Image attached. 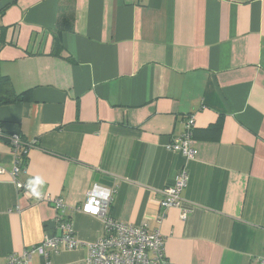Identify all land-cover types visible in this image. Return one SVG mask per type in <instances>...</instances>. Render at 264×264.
Returning <instances> with one entry per match:
<instances>
[{"label":"crops","instance_id":"1","mask_svg":"<svg viewBox=\"0 0 264 264\" xmlns=\"http://www.w3.org/2000/svg\"><path fill=\"white\" fill-rule=\"evenodd\" d=\"M0 98L20 100L0 106V129L37 142L19 179L41 178L40 193L80 207L111 188L109 216L159 231L168 264L264 256V0H0ZM187 115L191 160L168 149ZM13 163L3 138L0 166ZM183 168L182 206L164 210ZM53 217L1 177L0 264L59 235ZM71 220L82 245L52 264H87L103 234L98 217Z\"/></svg>","mask_w":264,"mask_h":264},{"label":"built area","instance_id":"2","mask_svg":"<svg viewBox=\"0 0 264 264\" xmlns=\"http://www.w3.org/2000/svg\"><path fill=\"white\" fill-rule=\"evenodd\" d=\"M195 119L187 115L183 121V132L168 146L172 152L181 154L185 159H194L197 150L194 147ZM6 138L14 155V163L10 169L0 166V178L7 175L14 184L18 193L35 202H45L52 206L54 217L53 230L59 235H46L43 241L20 253L11 254L6 258L5 264H32L34 256L43 259V264H52L50 257L59 249L76 250L82 243L75 237L72 215L84 212L100 218L103 221V234L93 243L87 245V264H168L164 255L163 237L157 230H151L148 225H130L115 221L109 216V206L114 191L98 183L86 192L85 200L80 207H70L61 198H54L41 193L39 197L26 194V184L19 179L25 174L24 156L29 149L37 147L35 140L24 139L21 135L13 133L5 136L0 129V142ZM189 175L183 168L174 176L172 185L161 189L163 200L161 208H180L183 203L182 192L188 185ZM163 217V216H161ZM160 217V218H161ZM185 219V214L181 215ZM254 264H264V256Z\"/></svg>","mask_w":264,"mask_h":264},{"label":"clouds","instance_id":"3","mask_svg":"<svg viewBox=\"0 0 264 264\" xmlns=\"http://www.w3.org/2000/svg\"><path fill=\"white\" fill-rule=\"evenodd\" d=\"M44 183V181L39 178V177H36L32 180H29L26 184V194H32L34 196H37L39 197L41 195V193L37 190V187H35L36 185H42Z\"/></svg>","mask_w":264,"mask_h":264},{"label":"trees","instance_id":"4","mask_svg":"<svg viewBox=\"0 0 264 264\" xmlns=\"http://www.w3.org/2000/svg\"><path fill=\"white\" fill-rule=\"evenodd\" d=\"M16 101H20V100L19 99L9 100V99H1L0 98V106L3 104H8V103L16 102Z\"/></svg>","mask_w":264,"mask_h":264},{"label":"water","instance_id":"5","mask_svg":"<svg viewBox=\"0 0 264 264\" xmlns=\"http://www.w3.org/2000/svg\"><path fill=\"white\" fill-rule=\"evenodd\" d=\"M96 180H97V182H98V181H99V182H102L103 180H104V181H107V178L99 179V177H97Z\"/></svg>","mask_w":264,"mask_h":264}]
</instances>
